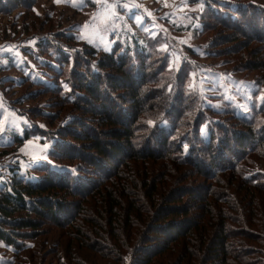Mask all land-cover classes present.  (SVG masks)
I'll return each instance as SVG.
<instances>
[{"label":"trees","instance_id":"trees-1","mask_svg":"<svg viewBox=\"0 0 264 264\" xmlns=\"http://www.w3.org/2000/svg\"><path fill=\"white\" fill-rule=\"evenodd\" d=\"M38 1L0 0L8 19L0 40H34L22 52L34 64H25L28 73L10 57L1 69L20 74L0 85L24 86L13 103L29 122L10 134L7 150L43 136L49 160L63 169L45 163L33 180L12 168L1 184L0 242L14 249L11 263H37L47 225L58 231L48 249L57 264H89L73 247L84 254L90 243L112 264H150L173 246L186 261L196 256L194 264H264V172L254 168L264 162V0H190L185 22L168 23L174 38L137 30L109 51L77 40L50 12L42 18ZM184 33L195 44L179 47L175 36ZM164 44L182 51L177 69ZM198 58L251 82L242 99L249 115L199 89ZM40 93L51 100L35 99ZM184 172L198 179L188 185Z\"/></svg>","mask_w":264,"mask_h":264},{"label":"rangeland","instance_id":"rangeland-1","mask_svg":"<svg viewBox=\"0 0 264 264\" xmlns=\"http://www.w3.org/2000/svg\"><path fill=\"white\" fill-rule=\"evenodd\" d=\"M191 9L192 5L190 0H40L35 7V11L41 14L42 18H45L48 12H50L53 18L58 20L62 25L66 27L71 25L72 32L77 40L86 41L107 51L111 50L116 41L128 43L131 36L137 30L144 31L153 38H156L159 33L162 35L168 33V36H173L174 38V35L171 34L168 27V23L183 24ZM23 12L24 10L21 9L19 13L21 14ZM10 19L12 23H15L17 18L13 15ZM7 21V17H1L0 28H4ZM27 21L30 20L27 19ZM17 24H21L20 21ZM175 40L179 47L195 44L192 36L186 33L175 36ZM219 44L222 43H217L216 46ZM33 45L34 40H25L21 36H16L15 33H12L11 38L8 40H0V79H13L15 82L20 79V74L17 72L11 71L10 73H5L6 71L1 70L3 65L7 63L8 57L12 58L16 68L21 67L20 69L24 72H27L25 64L30 68L33 67V61L28 55L22 53L24 48ZM172 47L175 48V44ZM161 48L168 50L171 66L177 69L183 58L182 51L180 49H168L166 44L162 45ZM194 51L199 53L200 49L196 47ZM197 60L199 64H204L205 66H198L196 71L192 73L193 80L199 89L211 95V97L212 95L219 96L223 94L234 103L240 115H249L248 112L243 110L245 104L242 103V99L249 101L250 97L247 92L249 91L251 82L247 79L238 81L231 74L220 75L217 73L214 62H218V60H204V58H198ZM217 66L220 65L217 64ZM226 67L232 66L226 63ZM241 76H244V74H241ZM23 89L24 86L7 89L0 85V186L10 176L12 168L20 173H26L33 180L37 178V172L34 168L45 163L51 164L54 169H63V167H57V165L49 160L47 155L52 148V143L48 142L43 136L35 135L25 141L15 151L7 150V144L10 142V134L12 132L22 133L23 128L29 125L26 115L21 112L20 108L15 107V103H13V97ZM34 89L33 87L28 88V90ZM34 97L39 100H51V97L48 99L47 94L43 95L42 93ZM261 97H264V90L262 91ZM218 100L216 99V102ZM26 103L30 107H33L35 104L34 101H27ZM45 109L53 111L57 108H51L50 106L45 107ZM56 115H59V110L56 112ZM41 124L48 127L43 123ZM202 134L204 136L208 135L205 127L202 129ZM226 152L230 155L229 151ZM254 168L255 171L264 172V162L259 161ZM188 174L185 173V180L188 185H192L196 182L195 178L198 179V177H193ZM230 191L234 192L235 190L230 189ZM241 204L246 209V204ZM244 214L246 215L248 213L244 210ZM237 228L239 231L242 229L240 225H237ZM255 228L257 235L254 239H258V233L263 231V227L259 225ZM44 229L46 233L40 236L38 241H46L44 245L46 249L41 246L40 251L42 252V257L38 259L36 256L37 261L34 263L57 264L55 254L48 251V249H51L54 246V242H56V238L51 237L52 230L58 231L47 225L44 226ZM92 237L97 238V235L94 234ZM45 238L49 239L47 240ZM243 239L246 238L240 236V240ZM29 243L33 244L34 241L31 240ZM91 247L93 248L92 243L88 244V248L84 249L85 252L83 254L77 244L73 247V251L76 256L78 255L77 257L82 258L83 261L89 264H112L111 257L101 255L98 252H92L90 250ZM182 249V247L173 246L167 254L165 253L156 259L154 258L150 264H177L175 263L177 261H179V264H194V261L198 262L196 256L188 258L187 261L186 258L182 259ZM13 253V248L0 242V264H15L11 263ZM60 253L66 256L64 248L60 249ZM28 256L26 255L25 257ZM28 263L30 262L28 261L26 264Z\"/></svg>","mask_w":264,"mask_h":264},{"label":"snow or ice","instance_id":"snow-or-ice-1","mask_svg":"<svg viewBox=\"0 0 264 264\" xmlns=\"http://www.w3.org/2000/svg\"><path fill=\"white\" fill-rule=\"evenodd\" d=\"M73 6H75V5H73ZM260 99H261V100H264V97H261Z\"/></svg>","mask_w":264,"mask_h":264}]
</instances>
